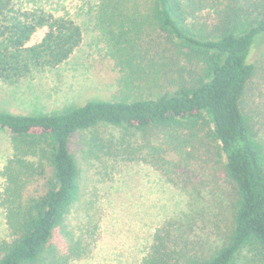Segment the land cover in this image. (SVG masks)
<instances>
[{
	"label": "trees",
	"instance_id": "1",
	"mask_svg": "<svg viewBox=\"0 0 264 264\" xmlns=\"http://www.w3.org/2000/svg\"><path fill=\"white\" fill-rule=\"evenodd\" d=\"M13 1L0 0V84L8 86L63 64L83 38L73 20L20 13ZM92 13L117 93L50 114L0 110L12 150L0 171L10 237L0 264L83 256L68 221L84 198L72 139L100 125L138 135L132 154L168 182L219 195H193L192 213L158 226L140 264H264V53L246 62L264 33V0H96Z\"/></svg>",
	"mask_w": 264,
	"mask_h": 264
},
{
	"label": "rangeland",
	"instance_id": "2",
	"mask_svg": "<svg viewBox=\"0 0 264 264\" xmlns=\"http://www.w3.org/2000/svg\"><path fill=\"white\" fill-rule=\"evenodd\" d=\"M95 3L96 0L13 1L14 9L20 13L40 10L73 20L81 27L83 38L63 64L35 72L13 86L0 84V110L23 115L50 114L93 100H110L117 93L118 73L93 26ZM45 32L38 30L28 46L38 43ZM263 53L261 33L254 38L246 62H255ZM139 139L132 131L108 125L72 139V150L79 157L82 170L84 198L79 212L70 215L68 221L83 256L60 264H140L158 226L167 219H184L192 213L193 195L202 197L204 202L219 197L209 189H199L197 194L184 189L181 182L172 184L149 164L137 160L138 154L132 153ZM257 140L264 154V134ZM11 156L9 134L0 130V169ZM207 172L215 174L211 168ZM2 188L0 176V192ZM202 211L199 204L193 213ZM9 239L5 212L0 206V243ZM53 245L61 248L60 241ZM235 264L250 263L240 257Z\"/></svg>",
	"mask_w": 264,
	"mask_h": 264
},
{
	"label": "crops",
	"instance_id": "3",
	"mask_svg": "<svg viewBox=\"0 0 264 264\" xmlns=\"http://www.w3.org/2000/svg\"><path fill=\"white\" fill-rule=\"evenodd\" d=\"M2 168H3V166H2ZM2 168L0 169V171L2 170Z\"/></svg>",
	"mask_w": 264,
	"mask_h": 264
}]
</instances>
